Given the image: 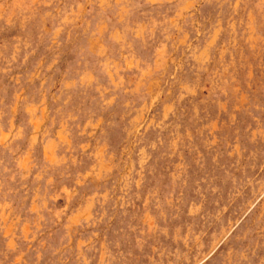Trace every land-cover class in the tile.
<instances>
[{"label":"rangeland","instance_id":"1","mask_svg":"<svg viewBox=\"0 0 264 264\" xmlns=\"http://www.w3.org/2000/svg\"><path fill=\"white\" fill-rule=\"evenodd\" d=\"M0 264H264V0H0Z\"/></svg>","mask_w":264,"mask_h":264}]
</instances>
